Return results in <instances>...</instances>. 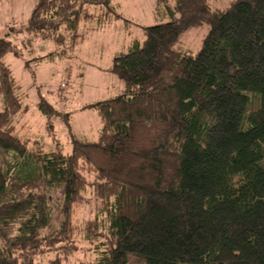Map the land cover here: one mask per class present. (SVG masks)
Returning <instances> with one entry per match:
<instances>
[{
  "label": "trees",
  "instance_id": "1",
  "mask_svg": "<svg viewBox=\"0 0 264 264\" xmlns=\"http://www.w3.org/2000/svg\"><path fill=\"white\" fill-rule=\"evenodd\" d=\"M169 1L154 6L168 21L143 26L142 42L113 56L109 69L123 89L82 106L96 110L98 138L71 133L69 151L59 143L45 151L36 140L27 152L12 123L27 107L3 61L14 45L0 37V153L30 162L14 183L0 157V264H32L36 252L59 264L79 249L72 215L87 193L88 264H128V254L143 264H264V0L223 9ZM101 2L36 0L24 30L64 52L77 44L81 19L117 17L85 10ZM204 23L196 52L175 45L181 31ZM37 107L53 135L54 108ZM52 186L62 189L63 217L42 233L50 222L43 188Z\"/></svg>",
  "mask_w": 264,
  "mask_h": 264
},
{
  "label": "rangeland",
  "instance_id": "2",
  "mask_svg": "<svg viewBox=\"0 0 264 264\" xmlns=\"http://www.w3.org/2000/svg\"><path fill=\"white\" fill-rule=\"evenodd\" d=\"M230 0H208L211 7L225 8ZM36 0H0V37L14 45L3 57L11 75L20 85L17 91L27 109L12 117L17 135L28 138L27 152L37 140L45 151L59 143L64 151H69L70 134L78 138L96 140L100 119L94 109H84L89 102L119 93L123 83L110 71L115 54L126 51L133 40L142 42L143 26L154 25L170 19L167 12H154L155 0H102L98 5L88 4L85 10L100 15L113 13L117 17L105 19L102 23L81 19L77 27V44L64 52L50 39H42L24 30ZM168 4H172L170 0ZM113 6L115 10H113ZM106 16V15H104ZM105 18V17H104ZM93 21V20H92ZM207 25L200 24L180 32L175 45L180 49L196 52L202 38L207 33ZM45 101L54 108L52 122L54 134L46 128V117L37 107L38 101ZM3 101L0 95V110ZM67 114L68 119L63 118ZM1 151V150H0ZM10 174L20 181L29 173L30 162L16 157L13 152L1 154ZM264 165V159L262 161ZM18 180V181H17ZM17 181V182H16ZM22 189V188H20ZM19 189V190H20ZM50 208V222L42 233L59 228L63 217V193L59 186L44 187ZM87 201L79 202L72 215L73 224L78 228L73 250L59 264H88L94 257L93 242L87 241L85 220L93 217L91 194ZM98 242V239H94ZM91 248V249H90ZM53 253L36 252L32 264H49ZM128 264H143L140 256L128 254Z\"/></svg>",
  "mask_w": 264,
  "mask_h": 264
},
{
  "label": "crops",
  "instance_id": "3",
  "mask_svg": "<svg viewBox=\"0 0 264 264\" xmlns=\"http://www.w3.org/2000/svg\"><path fill=\"white\" fill-rule=\"evenodd\" d=\"M92 20H93V21H92ZM89 22H94V23L98 24V23L96 22V19H95V18H94V19H90Z\"/></svg>",
  "mask_w": 264,
  "mask_h": 264
}]
</instances>
